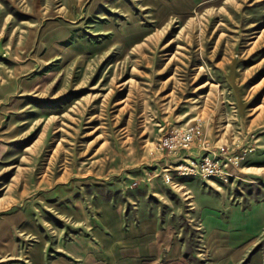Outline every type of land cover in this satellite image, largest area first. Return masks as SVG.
<instances>
[{
    "label": "rangeland",
    "instance_id": "374dc122",
    "mask_svg": "<svg viewBox=\"0 0 264 264\" xmlns=\"http://www.w3.org/2000/svg\"><path fill=\"white\" fill-rule=\"evenodd\" d=\"M209 151L227 180L181 174ZM262 200L264 0H0V264H54L106 202L210 264L203 207Z\"/></svg>",
    "mask_w": 264,
    "mask_h": 264
},
{
    "label": "crops",
    "instance_id": "0c3cea01",
    "mask_svg": "<svg viewBox=\"0 0 264 264\" xmlns=\"http://www.w3.org/2000/svg\"><path fill=\"white\" fill-rule=\"evenodd\" d=\"M220 209L201 211L208 262L264 264V201L248 208L228 206L226 217ZM89 222L92 235L63 245L64 254L54 264H189L180 238L173 229H161L157 218L126 228L125 208L106 202ZM5 234L0 232V249L6 247Z\"/></svg>",
    "mask_w": 264,
    "mask_h": 264
},
{
    "label": "built area",
    "instance_id": "2783aa9c",
    "mask_svg": "<svg viewBox=\"0 0 264 264\" xmlns=\"http://www.w3.org/2000/svg\"><path fill=\"white\" fill-rule=\"evenodd\" d=\"M202 122L196 121L184 129H175L165 136L160 146L170 153L190 149L192 144L202 135ZM254 150V148L252 149ZM246 156H236L231 159L232 166L239 168ZM229 162L220 154L207 152L201 159L189 158L178 168L182 175H196L203 178L227 180L230 176Z\"/></svg>",
    "mask_w": 264,
    "mask_h": 264
}]
</instances>
